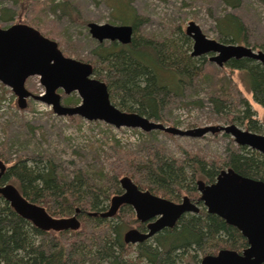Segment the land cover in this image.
<instances>
[{"label": "trees", "instance_id": "16d2710c", "mask_svg": "<svg viewBox=\"0 0 264 264\" xmlns=\"http://www.w3.org/2000/svg\"><path fill=\"white\" fill-rule=\"evenodd\" d=\"M110 1L113 12L121 11L115 19L120 25L130 24L133 36L127 45L98 43L89 61L93 74L105 83L110 102L120 111L168 123L165 112L170 99L206 75L204 58L190 56L189 47L174 41L138 36L136 27L144 19L124 0ZM224 2L232 8L238 6L236 0ZM67 4L62 1L50 8L77 17ZM15 17V11L1 10L2 24ZM218 27L221 43L245 41L244 26L235 14L218 19ZM184 40L188 43L186 34ZM223 66L230 80L234 72L240 75L254 101L264 108V67L250 59H232ZM220 82L213 85L208 98L214 113L224 114L226 120L243 125L247 131L258 132L261 127L253 120L246 101H240L243 109L234 111L236 115H228L234 114L231 110H235L236 101L230 87L224 88ZM183 154L181 160L170 157L152 142L143 144L140 153L112 146L110 153L104 154L106 165L95 169L96 173L91 168L68 172L50 153L18 156L1 176L0 185H13L27 201L43 207L53 218L71 217L78 209L80 227L64 231L38 229L18 216L0 196V264H200L202 257L221 249L240 253L247 243L239 231L201 205L197 214L182 216L173 228L137 245L123 242L126 230L144 228L130 207L121 206L111 219L89 216L105 211L111 197L122 192V177H129L140 190L174 202L183 195L196 200V181L213 183L223 169L264 182V156L247 147L234 146L224 159L209 162L198 155Z\"/></svg>", "mask_w": 264, "mask_h": 264}, {"label": "rangeland", "instance_id": "374dc122", "mask_svg": "<svg viewBox=\"0 0 264 264\" xmlns=\"http://www.w3.org/2000/svg\"><path fill=\"white\" fill-rule=\"evenodd\" d=\"M62 1L67 2L78 16L63 15L57 8L52 12L50 7H56ZM236 1L238 6L232 8L224 0H124L135 14L144 19L136 27L138 36L159 42L174 41L184 48L189 47L191 52L192 40L189 37L188 43L184 40L188 23H195L206 38L220 42L218 19L231 13L240 19L245 33L244 42L231 45H244L255 51H264V0ZM2 9L15 11L16 17L5 24L0 20V28L15 24L28 25L56 42L65 57L89 64L90 59L94 58L98 42L91 38L87 24H121L115 19V16H121V11L113 12L110 0H0V15ZM210 55L202 56L206 75L193 82V85L185 86L180 96L170 99L171 104L165 112L168 123L163 125L188 130L233 124L246 130L243 125L226 120L224 114L214 113L208 102L213 85L222 81L221 85L224 88L230 87L235 97L236 107L231 111L242 110L240 101H246L253 113V120L261 127L253 133L264 135V108L254 101L237 72L233 73L230 80V73L225 66L218 67L209 62ZM25 88L34 95L44 94L37 76L28 78ZM60 92L64 101L71 100L65 104L62 99L64 105L74 107L80 103L81 99L76 92L70 95ZM26 102V108L19 109L11 89L0 83V151L4 155L0 160L6 168L18 156L50 153L68 172L73 169L87 171L91 168L96 173L95 169L106 165L104 154L110 153L112 146L140 153L143 144L152 142L170 157L181 160L183 153H188L198 155L208 162L224 159L227 152L237 146L222 131L193 138L172 136L161 131L144 133L138 129H115L99 121L89 122L76 116H56L44 103L32 99ZM195 102H199V105ZM228 115L233 117L236 113ZM184 196L188 197L183 195L180 200Z\"/></svg>", "mask_w": 264, "mask_h": 264}, {"label": "water", "instance_id": "95a60500", "mask_svg": "<svg viewBox=\"0 0 264 264\" xmlns=\"http://www.w3.org/2000/svg\"><path fill=\"white\" fill-rule=\"evenodd\" d=\"M87 28L91 38L98 43L107 41L127 45L132 39L130 25L88 23ZM185 34L193 42L192 57L211 54L209 62L218 67L232 59H250L264 67L263 51L210 40L193 22L188 23ZM35 76L44 88L43 95H34L25 88L26 80ZM0 83L11 89L21 110L26 108L27 99H32L51 107L56 116L99 121L115 129H138L144 133L161 131L172 136L193 138L222 131L237 146L247 147L264 156V135L241 130L233 124L181 130L137 113L120 111L110 102L105 83L94 78L91 64L65 57L56 42L25 24L0 28ZM58 90L65 95L76 92L80 103L74 107L62 106ZM5 170L0 160V178ZM119 184L123 193L111 198L109 208L104 212L89 213V216L111 218L120 206L128 205L142 223L156 218L147 225L144 233L136 229L126 231L123 237L126 244L142 243L164 229L173 228L183 215L199 212L186 196L179 203H174L139 190L128 177H122ZM196 188L207 213L218 216L237 229L247 243L241 253L222 249L216 255L203 257L200 264H264V182L243 177L228 168L220 171L213 184L197 181ZM0 196L18 216L38 229L64 231L80 227L78 209L71 217L53 218L43 207L27 201L11 184L0 185Z\"/></svg>", "mask_w": 264, "mask_h": 264}, {"label": "flooded vegetation", "instance_id": "af4514ba", "mask_svg": "<svg viewBox=\"0 0 264 264\" xmlns=\"http://www.w3.org/2000/svg\"><path fill=\"white\" fill-rule=\"evenodd\" d=\"M132 27V26H131ZM132 36H133V33H132ZM119 44V43H118ZM95 78V77H94ZM60 91H62V90H58L57 91V93L60 95V97H61V93L62 92H60ZM64 94V93H63ZM62 99H63V101H64V96H62L61 97V99H60V104L62 105V106H67V105H64L63 103H62ZM27 106V105H26ZM67 107H69V106H67ZM50 109H51V107H50ZM52 110V109H51ZM250 132V131H249ZM223 170H225V169H223ZM222 171V170H221ZM220 173V172H219ZM219 173H218V175H219ZM236 173V172H235ZM238 174V173H237ZM217 175V176H218ZM240 175V174H239ZM216 176V177H217ZM242 176V175H241ZM243 177H245V176H243ZM129 178V177H128ZM248 178H250V177H248ZM121 179V178H120ZM119 179V180H120ZM130 179V178H129ZM251 179H253V178H251ZM131 180V179H130ZM255 180H258V179H255ZM132 181V180H131ZM215 181H216V178H215ZM214 181V182H215ZM261 181V180H260ZM133 182V181H132ZM203 182V181H202ZM213 182V183H214ZM196 183H197V181H196ZM205 183V182H204ZM213 183H210V184H208V185H211V184H213ZM206 184V183H205ZM119 186H120V184H119ZM137 187V186H136ZM121 188V187H120ZM138 188V187H137ZM140 190V189H139ZM196 190H197V188H196ZM121 193L120 194H118V195H121L122 193H123V190L121 189ZM141 191H147V190H141ZM149 192V191H148ZM197 194L199 195L198 196V198L196 199V200H192L191 198H189L190 199V201L192 202V203H194L197 207H198V209H199V211H200V205L202 206V207H204L203 206V203L199 200V198H200V194L198 193V191H197ZM118 195H114V196H118ZM154 195V194H153ZM113 196V197H114ZM155 196H157V195H155ZM158 197H160V196H158ZM112 198V197H111ZM161 198H163V197H161ZM164 199H166V198H164ZM111 200V199H110ZM168 200V199H167ZM181 200H179V201H177L178 203L180 202ZM173 202V201H172ZM176 202V203H177ZM175 203V202H174ZM109 205H110V201H109V203H108V206H107V208H106V210L109 208ZM123 206V205H122ZM125 206H128V205H125ZM128 207H130V206H128ZM121 208V206L118 208V210L116 211V213H115V215L118 213V211H119V209ZM131 208V207H130ZM205 208V207H204ZM132 209V208H131ZM105 210V211H106ZM205 210H206V208H205ZM132 211H133V209H132ZM102 212H104V211H102ZM207 212V211H206ZM99 213V212H98ZM133 214H134V217H135V219H136V216H135V213H134V211H133ZM188 214H197V213H187V214H185V215H188ZM114 215V216H115ZM185 215H183V216H185ZM113 216V217H114ZM113 217H111V218H113ZM111 218H106V219H111ZM103 219V218H102ZM137 220V219H136ZM156 220V218H154V219H152V220H149V221H147V222H144V223H142V222H140V221H138L137 220V222L139 223V224H142L143 226H144V228H138V227H133V228H130V229H136V230H138L139 232H146L147 231V225L150 223V222H153V221H155ZM177 223V222H176ZM130 229H128V230H130ZM128 230H126V231H128ZM237 230V229H236ZM125 231V232H126ZM163 231V230H162ZM238 231V230H237ZM125 232L123 233V237H124V234H125ZM161 232V231H160ZM159 233V232H158ZM240 233V232H239ZM156 235V234H155ZM155 235H153L152 237H150V238H148L147 240H145V241H148V240H150L151 238H153ZM241 235V234H240ZM123 242H124V240H123ZM144 242V241H143ZM125 243V242H124ZM126 244V243H125ZM137 244H140V243H137ZM137 244H127V245H137ZM247 247V246H246ZM245 249V248H244ZM243 249V250H244ZM222 250V249H221ZM230 250V249H229ZM242 252V251H241ZM240 252V253H241ZM238 253V252H237ZM217 254V253H216ZM215 254V255H216ZM205 257V256H204ZM203 258V257H202ZM201 262V261H200Z\"/></svg>", "mask_w": 264, "mask_h": 264}]
</instances>
